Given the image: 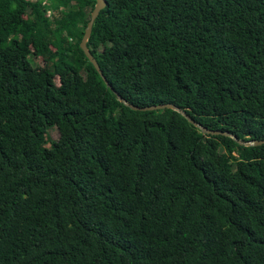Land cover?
<instances>
[{
  "label": "trees",
  "instance_id": "1",
  "mask_svg": "<svg viewBox=\"0 0 264 264\" xmlns=\"http://www.w3.org/2000/svg\"><path fill=\"white\" fill-rule=\"evenodd\" d=\"M46 1L0 0V264H264V0H104L106 83Z\"/></svg>",
  "mask_w": 264,
  "mask_h": 264
},
{
  "label": "water",
  "instance_id": "2",
  "mask_svg": "<svg viewBox=\"0 0 264 264\" xmlns=\"http://www.w3.org/2000/svg\"><path fill=\"white\" fill-rule=\"evenodd\" d=\"M94 1V6L90 12L89 15V19L86 23V27L83 31L82 37L78 43V47L79 49L82 51L83 55L85 56V58L87 59V61L92 65V67L95 69V71L98 73V75L100 76L101 80L106 83L105 78L103 77V75L101 74V71L99 70V67L96 63V61L93 59V57L91 56V54L89 53L88 49L86 48V41L90 35V31H91V27L92 24L96 18V16L98 15V12L103 9L105 3L104 0H93ZM126 106H128L131 109H137L136 107H131L130 105L124 103ZM163 108H169V109H173L176 112H179V110L173 108L171 105H158V106H153V107H146V108H142L143 110H151V109H163ZM182 116H184V114H182L181 112H179ZM186 117V116H185ZM186 119H188L186 117ZM188 121L191 123V120L188 119ZM206 133H210V134H217L218 132H206ZM226 136V134H224ZM237 143L242 144L243 146H258L260 144H264V140L263 141H255V140H251V141H246V142H239L237 141Z\"/></svg>",
  "mask_w": 264,
  "mask_h": 264
},
{
  "label": "rangeland",
  "instance_id": "3",
  "mask_svg": "<svg viewBox=\"0 0 264 264\" xmlns=\"http://www.w3.org/2000/svg\"><path fill=\"white\" fill-rule=\"evenodd\" d=\"M29 1H34V0H29ZM8 21H10L9 17H1L0 18V25L7 23ZM61 37L62 38L65 37V34H62ZM32 65L43 66V63L39 57H33L32 58ZM51 69H52V72L54 74L53 75L54 76V82L56 84H58V76L61 72V69L58 66H54ZM61 103L65 107H68V106L78 107L79 106V103H77L75 101V99L70 97V96H66V97L62 98ZM3 127H4V125H3ZM47 134H48L49 139H51V140H55L57 138V132H56L55 128H53V127L48 129Z\"/></svg>",
  "mask_w": 264,
  "mask_h": 264
},
{
  "label": "built area",
  "instance_id": "4",
  "mask_svg": "<svg viewBox=\"0 0 264 264\" xmlns=\"http://www.w3.org/2000/svg\"><path fill=\"white\" fill-rule=\"evenodd\" d=\"M46 3H47L46 0H41V4H42V5H44V4H46ZM47 17H50V12H49V11H47Z\"/></svg>",
  "mask_w": 264,
  "mask_h": 264
}]
</instances>
